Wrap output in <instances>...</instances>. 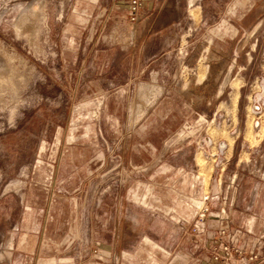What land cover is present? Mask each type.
<instances>
[{"label":"rangeland","instance_id":"374dc122","mask_svg":"<svg viewBox=\"0 0 264 264\" xmlns=\"http://www.w3.org/2000/svg\"><path fill=\"white\" fill-rule=\"evenodd\" d=\"M131 6L0 0V264H264V0Z\"/></svg>","mask_w":264,"mask_h":264},{"label":"built area","instance_id":"2783aa9c","mask_svg":"<svg viewBox=\"0 0 264 264\" xmlns=\"http://www.w3.org/2000/svg\"><path fill=\"white\" fill-rule=\"evenodd\" d=\"M141 3H142V0H131V7H132V12L131 14L133 15V18L132 20H135L136 19V16H137V12H138V9L140 8L141 6ZM220 255H215L213 260H215L216 262L217 261H220Z\"/></svg>","mask_w":264,"mask_h":264},{"label":"crops","instance_id":"0c3cea01","mask_svg":"<svg viewBox=\"0 0 264 264\" xmlns=\"http://www.w3.org/2000/svg\"><path fill=\"white\" fill-rule=\"evenodd\" d=\"M51 264H54L53 262Z\"/></svg>","mask_w":264,"mask_h":264}]
</instances>
